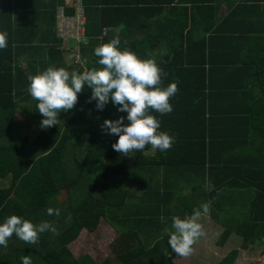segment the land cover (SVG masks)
<instances>
[{
    "label": "trees",
    "instance_id": "trees-1",
    "mask_svg": "<svg viewBox=\"0 0 264 264\" xmlns=\"http://www.w3.org/2000/svg\"><path fill=\"white\" fill-rule=\"evenodd\" d=\"M62 1L40 10L56 35L40 69L63 68V52L70 72L99 68L94 49L119 33L121 49L156 61L162 87L177 83L173 111L151 113L174 143L163 152L149 145L131 156L118 153L112 148L118 136L101 125L121 116L127 124V113L111 101L97 109L87 86L75 107L59 114V125L32 136L14 133L17 113L40 124L43 117L29 80L8 55L0 59V223L18 215L47 221L59 233H41L34 245L13 235L0 246V264H22L24 256L32 264H97L67 247L100 220L116 237L99 264H175L171 257L181 256L165 242L161 216L170 225L172 216L191 215L208 202V216L224 230L221 240L234 233L242 248L264 251V0H81L87 39L79 65L56 34ZM206 178L212 191L204 188ZM50 207L61 214L48 215ZM236 254L219 264H231Z\"/></svg>",
    "mask_w": 264,
    "mask_h": 264
},
{
    "label": "clouds",
    "instance_id": "clouds-1",
    "mask_svg": "<svg viewBox=\"0 0 264 264\" xmlns=\"http://www.w3.org/2000/svg\"><path fill=\"white\" fill-rule=\"evenodd\" d=\"M123 28V25H121ZM119 33L107 43L99 44L94 53L99 58V68L84 69L82 72H69L65 68L49 66L29 76L28 92L37 101V110L42 115L40 127L47 129L59 125V114L67 112L78 103V94L87 88L91 89L89 102L95 100L96 107L103 110L111 101L118 106L119 112H126L116 120L106 119L101 128L111 135L118 136L112 148L124 156L141 152L147 146L161 152L169 150L174 137L161 131L160 121L151 113L161 115L173 111L170 98L178 92L177 83L162 87V69L154 59H141L128 48L119 47ZM7 47V33L0 32V49ZM204 188L212 191L214 185L205 180ZM98 194V193H94ZM211 204L202 203L194 208L191 215L181 218L171 217V224L165 223L163 233L168 236V244L176 255L187 257L192 254L193 245L205 235L200 220L210 214ZM48 215L59 216L60 210L48 208ZM71 220V215L68 216ZM50 231L58 235L57 229L47 221L34 224L18 215H10L0 223V246L7 247L8 240L15 235L27 244H37L41 233ZM22 264H32L29 256L21 258Z\"/></svg>",
    "mask_w": 264,
    "mask_h": 264
},
{
    "label": "rangeland",
    "instance_id": "rangeland-1",
    "mask_svg": "<svg viewBox=\"0 0 264 264\" xmlns=\"http://www.w3.org/2000/svg\"><path fill=\"white\" fill-rule=\"evenodd\" d=\"M39 128L40 123L36 120H32L21 113L14 116L12 127L14 133L20 132L32 136L38 132ZM203 224L205 235L193 245L192 254L177 259L171 257L173 263L219 264L231 251H236L237 254L231 264H264V251L260 246L248 245L246 249L242 248V239L234 233H230L221 240L220 237L224 231L222 227L214 224L213 220H206ZM115 237L116 234L100 220L93 232L88 233L81 230L76 240L70 243L67 248L75 258L87 255L99 264L109 255V245Z\"/></svg>",
    "mask_w": 264,
    "mask_h": 264
},
{
    "label": "crops",
    "instance_id": "crops-1",
    "mask_svg": "<svg viewBox=\"0 0 264 264\" xmlns=\"http://www.w3.org/2000/svg\"><path fill=\"white\" fill-rule=\"evenodd\" d=\"M53 1L55 0H0V14L6 15L10 20L9 22H2L0 15V32L7 33V47L3 49L0 59L5 61V57L8 55V58L11 59V66L20 70L24 80H29L26 75L28 69L44 71L48 68L47 66L40 69V62L43 60L46 62V59L50 57V45L54 43L56 35L52 25L54 21L49 17L48 21H41L45 15L40 10L46 11L45 9L51 8ZM46 3L50 5L45 6ZM140 35L141 31L138 32L137 36ZM61 56L65 62L63 68L68 70L70 62L67 53L63 52ZM187 192L181 194L186 195ZM206 220L212 221L209 216H204L200 223L204 226L203 222ZM164 239L168 244L167 234L164 235ZM173 258L180 257L173 255Z\"/></svg>",
    "mask_w": 264,
    "mask_h": 264
},
{
    "label": "built area",
    "instance_id": "built-area-1",
    "mask_svg": "<svg viewBox=\"0 0 264 264\" xmlns=\"http://www.w3.org/2000/svg\"><path fill=\"white\" fill-rule=\"evenodd\" d=\"M66 8H71L72 12L66 13ZM84 23L85 14L81 0H63L57 7L56 34L61 40L60 48L68 52L78 65L81 64L80 45L85 44L87 39Z\"/></svg>",
    "mask_w": 264,
    "mask_h": 264
}]
</instances>
